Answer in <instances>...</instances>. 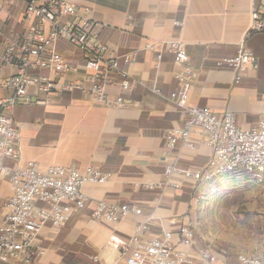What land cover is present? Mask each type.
Returning a JSON list of instances; mask_svg holds the SVG:
<instances>
[{
    "label": "crops",
    "instance_id": "1",
    "mask_svg": "<svg viewBox=\"0 0 264 264\" xmlns=\"http://www.w3.org/2000/svg\"><path fill=\"white\" fill-rule=\"evenodd\" d=\"M69 1L96 22L100 41L113 51L119 67L127 70L133 82L126 93L117 87L107 88L108 100L122 95L130 105L109 107L73 91L48 96L44 106L14 109L20 134L18 149L24 162H36L41 170L62 166L82 171L95 165L110 178L105 184L83 187L92 201L82 213L60 228L46 226L41 230L37 244L42 255L27 263L0 264H112L128 255L129 241L142 223L147 226L140 236L145 241L164 232L175 233L181 223L190 224L196 242L187 249L190 262L185 264L199 261V250L206 240L218 254L216 264H237L236 254L249 251L253 239L238 230L234 235L223 229L212 233L198 217L195 198L199 186L193 180L174 177L178 189L148 186L165 181L161 161L165 134L182 127L186 120L170 98L177 87L176 69L163 43L178 40L185 45L196 73L188 106L219 116L231 112L239 127L250 128L264 113V32H249L254 4L264 5V0ZM148 45L154 48L150 50ZM56 47L67 61L75 63L78 54L68 43L59 41ZM241 47L255 56V67L239 72L217 66ZM158 53L161 60L157 62ZM125 56L133 61L125 65ZM13 72V68L0 65V76ZM209 158L210 149L205 145L194 150L178 147L173 162L180 169L197 171L205 168ZM10 193V184L0 181V199ZM94 200L135 206L142 215H129L118 223L97 222L91 218ZM3 213L0 205V224Z\"/></svg>",
    "mask_w": 264,
    "mask_h": 264
},
{
    "label": "built area",
    "instance_id": "2",
    "mask_svg": "<svg viewBox=\"0 0 264 264\" xmlns=\"http://www.w3.org/2000/svg\"><path fill=\"white\" fill-rule=\"evenodd\" d=\"M96 28V22L69 0H0V65L14 69L10 75L0 76V181L8 182L11 188L10 195L0 199L4 211L0 224V261L27 263L42 255L37 244L41 230L46 226L60 228L82 213L92 201L84 194L83 187L105 184L110 178L109 173L95 165H88L82 171L62 166L41 170L36 162H24L13 115L18 106H44L48 96L73 91L109 107L130 105L122 95L113 100L107 98V88L117 87L126 93L133 82L127 70L119 67L113 51L100 41ZM249 32H264V5L254 4ZM59 41L76 51L75 63L67 61L57 50ZM163 45L165 53L173 56L176 69L177 87L170 98L186 115V120L182 127L166 132L165 155L161 159L166 179L148 188L178 189L174 177L191 179L199 187L215 188L234 178L264 186V113L254 126L243 129L231 112L219 116L207 109L188 106L196 73L189 64L185 45L178 40ZM147 48L151 50L154 46ZM155 60H161V53ZM132 61L131 56L123 58L125 65ZM255 64V56L241 47L235 56L224 58L217 66L225 65L241 72ZM199 145L210 149L205 168L197 171L178 168L173 162L175 150L178 147L194 150ZM260 199L262 234L249 251L236 254L237 264H264V194ZM129 215L141 216L142 211L124 203L94 200L91 212V218L97 222L118 223ZM146 230L145 223L139 224L129 241L128 255L112 264L190 262L187 249L196 242L190 224L181 223L177 232H164L148 241L140 237ZM198 257L196 264L218 261L214 245L208 240ZM92 260L97 263V258Z\"/></svg>",
    "mask_w": 264,
    "mask_h": 264
},
{
    "label": "rangeland",
    "instance_id": "3",
    "mask_svg": "<svg viewBox=\"0 0 264 264\" xmlns=\"http://www.w3.org/2000/svg\"><path fill=\"white\" fill-rule=\"evenodd\" d=\"M262 194L263 185H249L244 178H234L215 188L199 187L195 198L198 217L209 225L212 233L223 229L234 235L233 232L238 230L255 242L262 234L259 215Z\"/></svg>",
    "mask_w": 264,
    "mask_h": 264
}]
</instances>
